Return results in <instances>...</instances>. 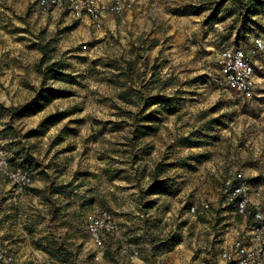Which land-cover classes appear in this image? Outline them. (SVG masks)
Segmentation results:
<instances>
[{
  "label": "rangeland",
  "instance_id": "rangeland-1",
  "mask_svg": "<svg viewBox=\"0 0 264 264\" xmlns=\"http://www.w3.org/2000/svg\"><path fill=\"white\" fill-rule=\"evenodd\" d=\"M96 1L109 9L100 23L0 0V150L30 175L18 186L0 171V264H41L23 258L31 248L58 255L41 232L57 225L81 242L62 264H118L112 235L100 247L86 229L101 210L119 230L146 228L141 245L178 225L179 238L192 224L198 238L200 223L239 224L216 217L229 175L264 211V0ZM235 46L251 50L248 93L223 84L221 56ZM202 201L207 213L178 224Z\"/></svg>",
  "mask_w": 264,
  "mask_h": 264
},
{
  "label": "built area",
  "instance_id": "built-area-1",
  "mask_svg": "<svg viewBox=\"0 0 264 264\" xmlns=\"http://www.w3.org/2000/svg\"><path fill=\"white\" fill-rule=\"evenodd\" d=\"M38 6L43 11H51L55 8H65L72 16L85 14L94 22L100 23V19L109 11L106 4L96 0H37ZM111 11L118 13L120 7L114 5ZM256 48H262L261 42L255 44ZM252 50V55L258 53ZM250 51L243 46H235L224 50L221 56V74L223 84L239 92L248 93L253 87V64ZM0 171L13 180L18 186H25L30 181L27 170L24 172H12L8 169V159L0 150ZM230 175L225 177L220 188L221 208L230 214L242 219L240 229L236 230L231 240L224 242V246L216 250H210L205 255L197 257L194 264H264V211L251 204L244 181ZM210 210L209 202L202 201L198 206L190 205L187 213L197 216ZM98 246H103V236H116L119 226L111 212L101 210L86 226ZM139 250L133 249L130 259L139 257Z\"/></svg>",
  "mask_w": 264,
  "mask_h": 264
},
{
  "label": "crops",
  "instance_id": "crops-1",
  "mask_svg": "<svg viewBox=\"0 0 264 264\" xmlns=\"http://www.w3.org/2000/svg\"><path fill=\"white\" fill-rule=\"evenodd\" d=\"M56 9L58 8H55L53 10ZM217 209V218L229 214V212L221 208V206H217ZM185 215H188L187 211L178 218V224ZM193 226L194 224H192V226L188 230L189 232L183 234L180 238L179 236H177V234L184 233L183 231L185 226L180 227V225H178L177 229L173 228L169 235H165L164 237L160 235L159 240H156L153 243H148L146 241V243H143L142 246L140 244L141 240L138 238L142 236V234L144 235V233L148 230L144 227L141 229H134L128 222H126L125 226L123 224L120 225V230L115 237L111 236L107 238V241H105V246L106 249L110 252L111 257L113 255V258H120L118 259V264H194L195 258L205 255L210 250H216L217 248L219 249L223 247V243L231 240L234 232L240 229L239 227H242L241 223H226V221L224 220H222L221 222L215 221L208 224L200 223V225H198V229L195 228V231L196 229L200 230V235L198 236V238H195V236H197L196 232L190 235V232H193ZM58 227L60 226L57 225L54 228H47L41 231L42 235H45V246L50 247V245L52 244V238L56 241V244L58 246H62V248L59 249L58 255L50 256L44 252L36 251L31 248L29 250L30 254H25L23 258L26 261H33V263L41 264L64 263L65 261L63 260L64 258L62 253L65 250H70L74 246L79 245L78 243L80 242V240L78 242H75V238H77V235H75V233V236L73 235V238H71L72 236L67 238L68 236L64 235L66 232L67 234L71 232L68 227L57 229ZM24 234L30 236L27 232H24ZM82 240L85 242L87 239ZM91 241L88 240L87 242L89 247H91L92 249L97 248L95 243ZM165 246L169 247L168 251H164L163 254L160 253V256L156 257L154 254H156L155 252L158 250V248H164ZM144 247L147 249H149L148 247H154L153 253L150 252V256H146L147 251H145V249H142ZM133 249H138L141 257L139 256L138 258L130 259V254ZM151 256H155L158 260L155 261L154 258H151ZM106 264L114 263L113 261H107Z\"/></svg>",
  "mask_w": 264,
  "mask_h": 264
},
{
  "label": "trees",
  "instance_id": "trees-1",
  "mask_svg": "<svg viewBox=\"0 0 264 264\" xmlns=\"http://www.w3.org/2000/svg\"><path fill=\"white\" fill-rule=\"evenodd\" d=\"M0 111H10V109L9 108H5V107H3L2 105H0Z\"/></svg>",
  "mask_w": 264,
  "mask_h": 264
}]
</instances>
